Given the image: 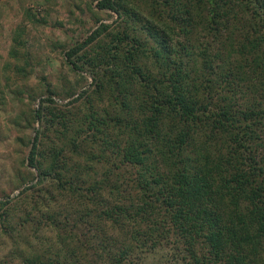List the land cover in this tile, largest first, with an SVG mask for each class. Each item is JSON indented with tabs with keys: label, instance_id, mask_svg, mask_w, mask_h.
Instances as JSON below:
<instances>
[{
	"label": "trees",
	"instance_id": "1",
	"mask_svg": "<svg viewBox=\"0 0 264 264\" xmlns=\"http://www.w3.org/2000/svg\"><path fill=\"white\" fill-rule=\"evenodd\" d=\"M97 7L115 26L64 52L89 88L33 109L31 207L0 201L51 231L22 264H264V0Z\"/></svg>",
	"mask_w": 264,
	"mask_h": 264
},
{
	"label": "rangeland",
	"instance_id": "2",
	"mask_svg": "<svg viewBox=\"0 0 264 264\" xmlns=\"http://www.w3.org/2000/svg\"><path fill=\"white\" fill-rule=\"evenodd\" d=\"M98 1L0 0V201H7L1 209L8 211L11 225L31 207L16 193L31 177L26 158L39 127L33 109L49 95L58 104L67 103L89 88V74L72 70L64 52L100 23L115 26L117 15L99 9ZM69 91L75 92L67 96ZM86 102L83 97L70 109L81 114ZM35 235L50 236L51 231L43 228L36 234L30 225L10 231L0 223V264H22L24 241L29 237L36 244Z\"/></svg>",
	"mask_w": 264,
	"mask_h": 264
}]
</instances>
